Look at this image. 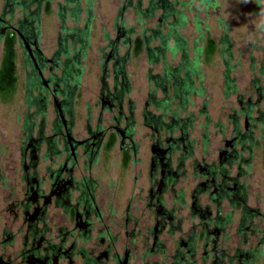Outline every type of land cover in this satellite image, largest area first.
<instances>
[{
  "label": "flooded vegetation",
  "instance_id": "obj_1",
  "mask_svg": "<svg viewBox=\"0 0 264 264\" xmlns=\"http://www.w3.org/2000/svg\"><path fill=\"white\" fill-rule=\"evenodd\" d=\"M26 3H0V73L4 40L11 37L16 76L19 69L22 76L20 99L18 77L12 93L0 90V264H264V111L258 103L239 101L231 137L216 157L206 132L197 150L193 115L186 114L195 92L189 65L166 63L161 25L144 29L142 49L161 69L147 73L139 114L149 141L145 159L135 139L127 73L132 30L116 26L100 52L95 101L84 102L79 127L81 56L59 34L55 49L45 52L32 17L39 3L28 13L19 9ZM152 5L151 11L158 8L149 0ZM121 45H127L124 54ZM180 70L179 78L172 76ZM255 163L261 176L251 197Z\"/></svg>",
  "mask_w": 264,
  "mask_h": 264
},
{
  "label": "rangeland",
  "instance_id": "obj_2",
  "mask_svg": "<svg viewBox=\"0 0 264 264\" xmlns=\"http://www.w3.org/2000/svg\"><path fill=\"white\" fill-rule=\"evenodd\" d=\"M127 0H94L92 18L89 22V45L84 57H81L84 68V76L80 99L77 101L78 126L81 127L85 114L84 102L95 101V92L97 88L98 67L100 63V52L106 47L110 39L115 38L117 32L116 26L132 30L134 35L132 39L141 35L144 29L155 28L161 25L158 33L166 35L169 30V23L173 17L159 22L162 10L156 11L152 19L141 18L134 10V7L140 1V10L147 8L149 0H131V8L124 7ZM175 3L174 9L180 11L185 17V27L179 28L182 39L186 42V59L192 61L195 57V48L201 51L200 56V74L194 78L196 91L201 90L202 94H195L189 97L186 114L193 115L194 124L190 130V137L195 141L197 150L204 141L202 133L206 132L208 149L212 157L217 156V150L222 146L225 140L231 137V116L238 113L240 109L239 101L247 102L249 99L255 105L258 103L259 111H264V0H167ZM2 3V0L1 2ZM64 5V0H53L51 12L46 15L43 7L39 11V29L40 46L47 53H51L56 47V37L63 36L61 22L58 18V5ZM85 8V3L82 4ZM124 8V9H123ZM121 17L118 15L120 10ZM20 17V16H19ZM66 27L77 26L83 28L87 19L86 13H82L81 20L74 24L70 17L66 18ZM198 26V27H197ZM173 36L165 40V61L170 66H177L183 59V50L177 49L173 52L175 43ZM223 36L229 41L230 55H222L224 48L222 42ZM212 39L217 48L215 54L209 59L204 60L203 51L205 49L207 38ZM131 39V40H132ZM160 40H158V44ZM158 44H154L156 46ZM127 45L119 46L120 54H124ZM134 46V45H133ZM131 45V54L127 65V73L132 87L131 99L136 105V136L137 143H140L147 158L146 147L149 144L146 138L147 130L142 126L140 111L145 101L148 89L147 73L152 68V73L161 71L160 65H151L149 57L142 49L138 56L133 55ZM134 50V49H133ZM20 54V48L18 49ZM229 61L230 68L226 83L225 72L228 66L225 61ZM19 65V62H18ZM17 96L19 99L22 93V76L18 70ZM175 104V103H174ZM5 108L2 109L4 114ZM255 110V109H253ZM182 114V113H181ZM183 116V114H182ZM243 129V120H241ZM249 144V143H248ZM112 153H116V148ZM110 154V160L119 162V157ZM257 163H260V154L256 156ZM255 163V176L252 174L248 180L251 197L259 177L261 168ZM258 165V166H256ZM115 169V168H114ZM129 174L132 179L134 169L131 167ZM262 183V181H261ZM258 264H262L259 262Z\"/></svg>",
  "mask_w": 264,
  "mask_h": 264
},
{
  "label": "trees",
  "instance_id": "obj_3",
  "mask_svg": "<svg viewBox=\"0 0 264 264\" xmlns=\"http://www.w3.org/2000/svg\"><path fill=\"white\" fill-rule=\"evenodd\" d=\"M207 2H211V0H206ZM17 2H22V0H17ZM23 2H27L26 6L23 8L22 5H19V9L21 11H26L28 13V8L33 9L32 5H34L35 2H38L39 5L37 7L42 8L43 7V12L44 14L48 15L51 12V4L53 0H34L33 4H30V0H23ZM29 2V3H28ZM65 4L58 5V18L61 22V30H63L64 36L66 37L68 43V47H76L75 51L79 54V56L84 57L86 53V49L89 45V32H90V27H89V22L92 18V10H93V5H94V0H64ZM158 5V8H154V11H151L153 9V5L151 7H147V9L140 10V8L137 6L136 10L138 13V16L141 18H146L147 20L151 19L152 16L155 14L156 11L162 10V15L161 19L162 20H167L169 18L173 17V21L169 23V30L166 35H160L162 45L161 48L165 49L164 44L165 40L167 37L173 36V41L175 43L173 52H176L177 49L183 50V59L181 63L188 64L189 67L186 68L190 73L189 76L190 78H198L200 74V56H201V51L199 48H195V57L192 59V61H187L186 54V42L184 39H182L179 28H184L185 27V17L182 16L180 11H176L173 7L175 3H170L167 0H152V3H156ZM85 3V8L82 6V4ZM36 4V3H35ZM36 6V5H35ZM35 9V8H34ZM123 9L120 10L119 16L121 15ZM147 10V12H146ZM35 13L33 17L34 25L38 26L39 24V11H33ZM82 13H86L87 19L85 22V25L83 28H79L77 26L73 27H66V18L70 17L72 22L74 24H78L80 22V18ZM158 26V25H157ZM198 27V26H197ZM159 30V27L157 31ZM64 37V38H65ZM71 38L73 41L71 42ZM222 42H224V48L221 50V54L224 55H230V45L229 41L226 38V36H223ZM144 46V41L141 38V36H138L134 40V50L133 54L134 56H138ZM216 44L215 42L210 39L209 37L206 40V45L205 49L203 51V56L204 60H209L216 52ZM15 60V42L14 39L11 37H7L4 40V45H3V59H2V66H1V73H0V80H1V87L0 90L3 95H6L7 93H12L15 88H16V83H17V76H16V67L14 64ZM152 62V61H150ZM229 61H225V64L228 66ZM185 66V65H184ZM229 68V66H228ZM229 69L226 70L225 72V79L226 83L229 80ZM181 74L180 71H174L172 72V76L175 78H179L178 75ZM195 94H202L201 90L196 91L195 89ZM113 144V141H110V143L107 145V148H110L111 145Z\"/></svg>",
  "mask_w": 264,
  "mask_h": 264
}]
</instances>
